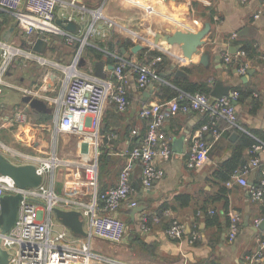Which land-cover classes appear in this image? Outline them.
<instances>
[{"label": "crops", "instance_id": "1", "mask_svg": "<svg viewBox=\"0 0 264 264\" xmlns=\"http://www.w3.org/2000/svg\"><path fill=\"white\" fill-rule=\"evenodd\" d=\"M118 1L120 2H114L112 5L116 9L114 12L109 11L107 5L111 0H108L103 8L104 16L116 22L118 27L116 23L114 27L117 29L98 28L104 37L95 36L90 42L93 45L88 44L99 52L100 59L93 60L89 54L83 56L81 60L85 63L80 66L79 62V69L84 72L91 70L94 75V64L103 63L102 73L107 80L111 78L113 70L109 67H113L114 64L112 57L107 53L141 64L146 61V54L150 52L156 53L158 57L151 58L149 66L153 68V64H157L156 70H159V75H166V78L160 83L150 82L146 88L139 90L136 76L129 68L125 70L128 75V109L120 113L110 101L104 107L99 149L100 156L103 155L104 159L98 167L100 191L116 184L119 172L127 163L125 152L137 145L145 134L146 122L138 117L141 108L144 105L165 101L161 96H157L159 87L165 86L178 91L173 86L175 82L189 85L207 84L211 92L213 84L220 82L223 87H228L230 92L249 91L251 95L242 99L240 96V101L234 103L237 122L243 132L220 123L222 134L217 141L210 134L207 118L202 114L177 113L163 123L162 141L170 144L172 156L166 161H157L163 172L161 179L148 190L144 189L140 183L139 168L136 166L131 176L134 192L120 206L117 214L127 225L126 237L121 243L110 244V248L99 249L96 253L123 264H264V249L258 261L254 262L251 259L259 252L257 238L264 233V223L261 224L264 220V204L252 202L246 187L234 185L227 188L216 176L225 169L223 165L231 159L238 148L242 135L254 141H264V0H248L244 4L237 0ZM124 3H128L129 6ZM117 7L120 14L117 13ZM146 7H151L153 12L146 13L143 10ZM78 10L59 6L56 20L72 16L75 18L73 21L80 24L81 31L86 27L85 31L81 32L83 35L91 17L85 14L87 22H78ZM9 26H6L5 31ZM120 26L130 30L126 29L127 37L123 34L124 28ZM176 32L205 33L199 42L200 47L191 51L190 59H183L180 49L165 42H159L157 47L152 45L155 35H173ZM15 36L21 39L16 26L9 40ZM53 38H60L65 45L64 48L57 46ZM38 39L47 43L44 52L38 55L48 62V67L52 66V63L59 66L65 64L69 66L72 63L77 46L66 45L61 37ZM119 41H128L132 47L128 50L121 49ZM108 43L114 46L111 52L108 51ZM135 46H140L141 50L132 53L131 50ZM243 46L252 49L251 57L238 58L241 64H246L247 72L253 71L250 77L238 73L235 61L226 64L223 60L226 54L235 57ZM232 48L238 50L230 54ZM143 50H146V53L140 58L139 52ZM51 52L56 55L53 59L49 58ZM204 54H207L208 58L205 65L200 61ZM170 64L176 65L172 73ZM11 70L6 80L13 76ZM176 70L182 71L184 76L175 77ZM47 76L50 83L46 88L49 89L51 86L56 91L58 88L55 84L59 79L51 73H47ZM243 78L246 79L243 81ZM151 84L153 86L150 89ZM150 90L151 95H147ZM19 97L21 103L23 96L20 94ZM54 122L51 115V119L40 123V126L34 122L32 127L23 129L22 142H33L31 147H27L32 150V154L41 157L51 153L57 155L58 139L63 138V135L54 133ZM133 131L137 133L136 136L132 135ZM233 134L237 137L231 141ZM10 135L19 136L21 132L12 129ZM195 137L208 142L210 149L207 160L201 167L188 169L186 154L192 138ZM179 140H182L180 144ZM175 141H178L177 146L173 147ZM22 142L18 141L20 146H25ZM90 155L92 157V152L84 158L88 159ZM2 157L8 161L7 157L3 155ZM254 157L264 164V151L252 152L249 149L243 151L241 162L247 164ZM74 169L73 167L68 170L58 169L46 176L44 183L49 184L52 179L53 189L59 196L89 203L87 195L82 196L65 187L66 181L76 179ZM258 178L259 173L256 170L252 171L247 178L248 184L256 183ZM132 202L136 203V206L138 204L144 206V210L137 213L133 219L128 214L132 209L129 208ZM233 212L239 214L240 224L236 238L230 242L227 238L228 214ZM144 218L147 219L150 229L147 233L140 231ZM173 221L183 226L182 237L177 241H172L165 235L166 228ZM257 221L261 224L260 230L257 229L259 226L256 225Z\"/></svg>", "mask_w": 264, "mask_h": 264}, {"label": "built area", "instance_id": "2", "mask_svg": "<svg viewBox=\"0 0 264 264\" xmlns=\"http://www.w3.org/2000/svg\"><path fill=\"white\" fill-rule=\"evenodd\" d=\"M99 1V8L89 11L83 6L77 7L79 0H0V11L13 18L21 34L20 42L17 43L0 40V96L7 86V75L17 61H31L40 66L48 63L32 51L38 38L61 37L66 45L77 46L69 66L54 65L61 72V77L57 78L60 84L56 91L51 86L49 89L46 88L48 80L46 76L41 88H22L20 93L23 97L43 101L51 109V115L55 121L54 133L77 137L79 150L87 151L82 154L81 161H66L59 159L55 153L41 157L17 151L0 142V153L8 156L9 163L17 166L33 165L36 173L42 177L38 187L19 189L11 178L0 175V214L3 196L17 194L21 196L14 225L7 234L0 233V249L7 254V264H123L95 254L91 249V242L93 239H99L111 244H119L125 239L127 225L118 218L117 214L120 206L134 192L131 177L134 169L138 166L141 186L148 190L163 175L157 161H166L172 156L170 144L162 141L163 123L177 113L196 112L206 116L210 134L215 141L222 134L220 123H225L230 129L243 132L238 125L234 106L239 98L237 92H230L220 99L201 93L190 95L180 92L177 99L144 105L138 114V117L146 122L144 136L137 145L125 152L127 163L119 172L116 184L100 191L98 189V158L100 128L105 105L109 101L112 102L120 113L128 109V75L125 72L127 68L136 76V85L139 90L146 88L150 82L160 83L163 80L151 66L133 63L109 53L107 54L114 62L111 78L107 80L97 78L91 70L84 72L79 69L83 51V48H80L83 45L88 46L86 41L89 38L102 34L98 28L109 30L115 26L114 22L102 15L108 0ZM237 1L244 4L248 0ZM59 6L79 9L77 20L80 23L87 22L85 14H92L83 35H81L82 31L79 34L64 32L55 24ZM143 10L146 13L153 12L151 7ZM255 17L257 18L258 15ZM65 19L72 21L75 18L69 15ZM77 24L80 26L79 23ZM101 36L104 37V35ZM147 45L149 47V42ZM241 57H246L242 51L235 57L226 54L223 60L228 64ZM246 72L247 66L243 63L239 66L238 73L245 75ZM21 106L14 109L13 119L9 123L10 128L21 132L19 136L12 135L15 142H22L23 129L35 124L29 116L31 112L29 106L23 103ZM35 125L40 126V124ZM132 135L136 136L137 133L133 131ZM32 143V141H25L23 144L25 147H31ZM209 149L208 142L200 137L192 138L186 154L187 168L201 167L207 160ZM251 151H264V141H256ZM89 152H92V157L84 158ZM71 167L75 168L76 179L66 181L65 187L82 196L87 195L89 203L59 196L53 189L52 179L49 184L44 183L46 176L53 174L54 171L61 168L68 170ZM255 170L259 173V178L256 183L249 185L247 178ZM234 185L246 188L249 186L250 200L264 204V164L254 157L247 164L236 169L230 179L225 182L227 188H232ZM135 206L134 202L129 204V208ZM54 208L75 210L81 214L83 228L87 234L84 241L73 238L66 228L54 220L52 212ZM239 224V214L229 213L227 238L230 242L236 238ZM258 224L259 221L256 222V225ZM149 230L147 219H142L140 231L147 233ZM182 234L183 226L176 221L170 223L165 230L166 237L172 241L180 240ZM257 243L259 252L251 258L254 262L262 257L264 233L257 238Z\"/></svg>", "mask_w": 264, "mask_h": 264}, {"label": "water", "instance_id": "3", "mask_svg": "<svg viewBox=\"0 0 264 264\" xmlns=\"http://www.w3.org/2000/svg\"><path fill=\"white\" fill-rule=\"evenodd\" d=\"M174 1V0H170ZM55 24L61 28L62 31L71 33V34H79L81 31L80 26L75 22L71 20H56ZM15 29V24H11L9 28L2 34V39L7 42L9 41V38L11 34L13 33ZM204 32H200L197 34H182L180 32H176L173 35H161L157 34L154 36V41L152 45L154 47H157L159 42H165L171 47H175L177 49H180L181 51V57L183 59H190L191 57V51H195L196 48L200 47V40L204 36ZM85 45H83L80 49H82ZM47 47L46 41L42 39L36 40L34 46L32 47V51L37 54H42ZM137 50H141L140 46H135L131 52L135 53ZM238 50V48H232L229 53L234 54ZM207 54H204L200 61L201 64L205 65L207 62ZM85 61H80V66L84 64ZM175 64H170V72L175 69ZM110 70L113 69V67H109ZM94 76L97 78L104 79V75L102 73L103 70V63H95L94 64ZM253 71H248L246 73V77H250L252 75ZM162 80H165L166 75H159ZM175 77H183L184 73L180 70H176L174 73ZM246 78H243V81ZM155 83V82H153ZM153 86V84L150 85V89ZM230 92V89L228 87H223L220 82H216L213 84V88L210 92V97L214 99H220L224 96H227ZM152 91L150 90L147 95H151ZM21 103L28 105L31 110H33L36 113H42L49 115L51 113V110L46 106V104L38 99H34L31 97H23L21 99ZM237 135L233 134L231 136V141H233ZM177 142L175 141L173 143V147L177 146ZM182 142V140H179V144ZM0 175L1 176H7L11 178L16 187L19 189H25V188H35L38 187L42 182V177L39 176L36 173V169L33 165H21L17 166L12 163H9L7 160H5L2 155L0 154ZM249 189V186L247 187V191ZM21 199V196L19 194L10 196L5 195L1 199V214H0V233L1 235L7 234L12 226L14 225L17 217V211H18V204L19 200ZM144 210V206L141 204H138L137 206L133 207L130 212L128 213L131 219L137 214ZM54 218L64 227L66 228L74 237L77 238H86L87 234L84 231L83 228V221L81 219V214L78 211L75 210H62L58 208H54L52 210ZM264 223L261 222V224ZM257 226V229H261L260 225ZM0 264H7V254L6 252L2 251L0 249Z\"/></svg>", "mask_w": 264, "mask_h": 264}, {"label": "rangeland", "instance_id": "4", "mask_svg": "<svg viewBox=\"0 0 264 264\" xmlns=\"http://www.w3.org/2000/svg\"><path fill=\"white\" fill-rule=\"evenodd\" d=\"M109 2L107 3V5H109V11L111 10V12H114L116 9L112 5L114 4V2H120V1L111 0V3ZM139 3H142V1H139ZM124 4H126V6H129L128 3H124ZM99 5H100L99 0H80L78 6H83L85 9L89 11H93V10H97L99 8ZM118 9L119 8L117 7V13L120 14ZM88 15H90V17L92 16V14H88ZM102 15L104 16L103 11H102ZM4 19L6 21L8 20L7 17H4ZM117 27H118V24H117ZM117 27H113V28L117 29ZM120 27H123V26H120ZM85 28H82V32L85 31ZM123 28L125 30L123 34L127 37L128 36V33L126 32L127 28L125 27ZM53 39H54V42H56L57 46H59L60 48H64L65 45L63 44L60 38H53ZM92 40L93 39L89 38L86 41L87 44H91L90 42ZM9 41H13L17 43V42H20V38L15 36V37H12ZM88 48L89 46L83 47L81 57L85 55V51ZM76 50L77 49L75 48V53H76ZM53 57H56V55L54 52H51L49 55V58L53 59ZM48 65L49 64L47 63L46 65L40 66L31 61H24V62L17 61L15 68L12 69L13 71L11 70L13 76H11L10 78L6 80L7 86H5L0 96V142H3V144L5 143V145L10 146L16 149L17 151H20L26 154L35 155V154H32V150L30 151L29 148L25 146H20V143L14 141V138L12 137V135H10L12 128L9 127V123L13 119L14 109L22 107L20 103V97H19V95L21 94L20 89L22 88L31 89L33 87L35 89L39 88L41 85H43V80L47 76V73H51L54 76H57V78L61 77L60 69L54 66L55 65L54 63H52V66H50L51 68L48 67ZM66 65L67 64H65L64 66ZM59 84L60 83L58 80L55 86L58 88ZM29 116L32 118L31 114H29ZM62 137L63 138L59 137L58 139V148L56 149L57 157L59 159L66 160V161H79V160L81 161V157H83L82 154H85L87 151L85 149H81V151L79 150L78 138L74 136H67V135L65 136L63 135ZM99 154H100V150H99ZM3 156L8 157L6 155H3ZM54 220L57 221L55 218ZM74 238L76 239L77 237H74ZM78 239H81L82 241H84V238H78ZM110 244L111 243L101 241L99 239H93L91 242V249L93 250V252L95 251L94 252L95 254H97L96 252H99V249L106 250L110 248L111 246Z\"/></svg>", "mask_w": 264, "mask_h": 264}, {"label": "trees", "instance_id": "5", "mask_svg": "<svg viewBox=\"0 0 264 264\" xmlns=\"http://www.w3.org/2000/svg\"><path fill=\"white\" fill-rule=\"evenodd\" d=\"M4 17H7L8 20L6 21L4 19ZM13 23H14L13 18L10 15L6 14L5 12L0 11V40H2V34L5 31V29L7 28L6 26L11 25ZM3 24H4V26H3ZM118 43H119L118 45L122 47L121 49H124V50H128L129 47H132V45L128 41H119ZM107 46H108V51L111 52L113 50L114 46L110 43H108ZM240 51L244 52L246 54V56H250V57L252 56V54H251L252 49L248 46H243ZM145 53H146V50L139 52L140 58H143L142 56ZM88 54H89V57L91 59H93V58L100 59V57H101L99 52L96 51L95 49L91 48V47H89L85 51L84 56H88ZM146 56H147V59H146V61L141 63L142 65H149V63L151 62V58L158 57L156 53H150V52H148L146 54ZM112 63H114V62L112 61ZM235 63L237 64V68L239 69L241 62L239 60L238 61L236 60ZM156 66H157V64H153V69L156 70L157 69ZM156 71L159 73V70H156ZM173 86L175 88H177L178 91L170 89L169 87L161 86L158 88L157 96H161V98L165 99V101H170L173 99H177L180 92L187 93L190 95L195 94V93H201V94H204L206 96H209V94H210V87L207 84L189 85V84H179V83L175 82L173 84ZM235 92H237L239 94V97L241 96V99L247 98L251 95V92H249V91H246V92L235 91ZM237 101H240V98H238ZM30 114L32 116V120L37 124L45 123L51 119V113L49 115H47V114H42V113H36L33 110H31ZM255 144H256V141H254L250 137H248L246 135L241 136L240 144H239L238 148L235 149L231 159H229L223 165L225 169L216 174V176H218L217 178L220 182H223V183L227 182L230 179L231 174L236 169L240 168L244 164V162H241L243 151L246 149L251 150L252 146H254ZM103 159H104L103 155L99 156V163H101L103 161ZM99 173H100V171H99Z\"/></svg>", "mask_w": 264, "mask_h": 264}, {"label": "bare ground", "instance_id": "6", "mask_svg": "<svg viewBox=\"0 0 264 264\" xmlns=\"http://www.w3.org/2000/svg\"><path fill=\"white\" fill-rule=\"evenodd\" d=\"M98 14V13H97ZM96 16H98V15H96ZM50 82L47 80V85L49 84ZM90 158H91V155L89 156Z\"/></svg>", "mask_w": 264, "mask_h": 264}]
</instances>
